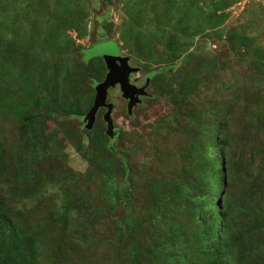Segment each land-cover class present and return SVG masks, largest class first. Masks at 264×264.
<instances>
[{
    "label": "rangeland",
    "instance_id": "1",
    "mask_svg": "<svg viewBox=\"0 0 264 264\" xmlns=\"http://www.w3.org/2000/svg\"><path fill=\"white\" fill-rule=\"evenodd\" d=\"M111 42L147 92L109 90L116 137ZM225 252L264 264V0H0V264Z\"/></svg>",
    "mask_w": 264,
    "mask_h": 264
},
{
    "label": "water",
    "instance_id": "2",
    "mask_svg": "<svg viewBox=\"0 0 264 264\" xmlns=\"http://www.w3.org/2000/svg\"><path fill=\"white\" fill-rule=\"evenodd\" d=\"M99 56L106 62L108 75L104 82L96 86L97 95L95 103L91 111L86 116L85 121L88 122V128H92L97 112L101 108H107V113L104 116V120L108 126L107 134L110 137H115L117 133L114 130V122L112 119L114 105L107 103L109 90L118 84L121 86L124 97L130 100L128 106L130 112L133 107L139 103V96L147 95V92L145 91V88H137L131 84L130 77L132 73L137 71V69L130 66L129 59L121 55L119 48L113 42L109 43L108 48L102 50L99 53ZM150 81L151 78H149L148 84H150Z\"/></svg>",
    "mask_w": 264,
    "mask_h": 264
},
{
    "label": "trees",
    "instance_id": "3",
    "mask_svg": "<svg viewBox=\"0 0 264 264\" xmlns=\"http://www.w3.org/2000/svg\"><path fill=\"white\" fill-rule=\"evenodd\" d=\"M191 191H194L195 192L194 198L197 199L198 201L201 202V200L205 199V196L201 192V189L200 188H196L194 190L192 189V190H190V192ZM192 215H194L193 212H192ZM221 218H222L221 216L218 217V219H221ZM70 219H72V218L69 217L68 220H70ZM189 219H190L191 222L193 221V218L192 217H190ZM194 221L196 222V220H194ZM53 227L54 226H52V227L49 226L50 229H52ZM167 252H168L167 247L166 246H163V247L158 248V252L157 253H158V255H162V254L167 253ZM186 254L187 253L185 252L184 255H186ZM237 255H240V254H237ZM217 257H218V264H227V262H229V259H232L230 264H237V260H238V259H236V256H230V253L229 252H225V253H222L221 255H217L215 258H217ZM175 264H178V261Z\"/></svg>",
    "mask_w": 264,
    "mask_h": 264
}]
</instances>
